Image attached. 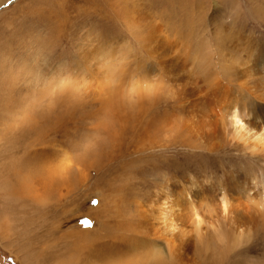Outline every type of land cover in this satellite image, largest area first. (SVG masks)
I'll use <instances>...</instances> for the list:
<instances>
[{
  "label": "rangeland",
  "instance_id": "374dc122",
  "mask_svg": "<svg viewBox=\"0 0 264 264\" xmlns=\"http://www.w3.org/2000/svg\"><path fill=\"white\" fill-rule=\"evenodd\" d=\"M214 2L222 6V18L217 15L211 18ZM132 5L152 18L135 23L129 14ZM261 10H264V0H0V264H72L76 258L93 254L96 264L113 261L143 264L131 260L134 257H127V261L123 258L126 253L121 248H125L126 242L121 236L133 234V220L128 212L132 207L136 209L137 200L154 191L157 174L163 171L175 175L177 180L182 178L180 186L189 193L198 216H215L217 207L213 201H204L206 196L200 195L201 190L195 191L198 188L192 183H201L203 188L209 186L206 180L215 181L216 177V182L222 179L227 183L231 174H251V181L255 174H261L264 151H257L254 146H235L239 140L232 144L220 141L216 149H210L185 134L167 142L159 133L155 143L148 144V138L141 136L144 122L139 114L147 113L146 120L151 112L162 110L159 107H152L149 113L129 110L138 114V121L124 122L122 132L117 124L114 128L117 134L112 133L115 136L109 138L99 122L104 115L117 114L111 103L120 96L127 102L137 100L136 89L156 100L168 99L170 106L174 105L179 95L176 83H182L185 90L194 87L198 60L194 55L186 58L185 54L196 51L201 58L198 55L202 35L209 38L204 64L217 67L210 24L228 19L227 25L233 32L243 35L251 29L264 35L261 14L264 11ZM82 26L90 29L88 44L94 42L109 51L106 56L111 61L100 71L83 64V55L76 49ZM94 33L99 34V39L94 40ZM120 42L129 45L123 57L119 54ZM54 60L63 64L58 78L65 76L73 81L70 123L65 112L68 103L64 110L51 112L50 107L45 108L44 96L43 103L33 101L39 91V83L34 80L36 71L46 73L45 63ZM13 71L18 73L10 83L7 75ZM215 72L220 75V70ZM81 75L86 83L79 82ZM230 80L229 83L234 78L230 76ZM238 91L227 96L240 101L244 97ZM198 94L193 93L190 99L184 97L181 105L179 102L181 115L188 101ZM51 95L58 96L56 92ZM259 102L264 107V102ZM35 111L50 115H45L46 119L25 120L26 114L32 116ZM54 119H59L63 127L55 128L57 123H50ZM111 121L113 130V116ZM97 130L100 132L96 133ZM48 163V167L53 166L52 173L44 170L43 165ZM39 168L44 172L38 173ZM11 181L16 188L12 198L3 191V183ZM46 182L53 185L51 195L46 194L47 205L38 210L36 198L47 191ZM251 192L254 194L248 201L237 202L239 209L247 214L252 209L264 211L262 187L257 185ZM231 193L236 196L238 192ZM227 207L230 208V201ZM218 215L215 224H225L230 236V228H235L237 223L236 233H243L242 238L236 242L230 240L229 250L213 256L214 260L209 253H197L192 238H187L181 261L184 264H264V222L245 232L234 213L230 215L229 211V220ZM150 238L154 242L162 241L154 235ZM162 260L166 263V259Z\"/></svg>",
  "mask_w": 264,
  "mask_h": 264
},
{
  "label": "bare ground",
  "instance_id": "6f19581e",
  "mask_svg": "<svg viewBox=\"0 0 264 264\" xmlns=\"http://www.w3.org/2000/svg\"><path fill=\"white\" fill-rule=\"evenodd\" d=\"M138 4V6L141 5L140 3ZM132 7L131 13L129 12V14L132 15V20L137 24L143 22L146 17L149 18L152 16L145 14V12L139 8L136 9V6L132 5ZM212 11H214V16L211 17L212 19H215V15H217V18H222V6L220 7L219 3L214 2ZM263 11L264 10H261V12ZM261 14L264 18V12ZM154 16L155 15H153V17ZM223 20H219L217 22L214 20L212 24H210V40L213 41V47H215L217 58V67L215 66L216 68H213L214 66L212 65L211 68H209V65L204 64V61L207 58L206 56L209 38L202 35L203 38L201 36L199 43L200 55H198L201 56V58L197 57L196 51H193L192 53L187 52V54H185L186 58H188V56L194 55V58H197L198 60L197 64L199 72L195 77L196 80L194 81V87L192 86L193 88L190 90H185L182 83H176V88L179 91V95L177 96L178 99L175 100V104H171L172 106H170V101L168 99L161 100L160 98V100H156L155 97L150 98L148 93H142L143 91H139L137 89L135 90L134 88L133 89L137 93L135 96L137 100L133 101L129 99V102H127L125 98L121 96L115 99L114 102L111 100V106L116 110L117 114L110 116L104 115L103 119H99V122L102 123V127L105 128V136L107 135V138H109L112 133L117 134L116 130L114 129L117 124L121 128L122 132V129L124 128V122L128 123L132 121H138V114L129 112V110H143L149 113L152 107H159L162 108V110L159 112H151V116H148L146 120L144 115L147 113L144 115L139 114L144 122L141 136H146L145 138H148V144H154L159 133L162 134V137L164 140H167V142L176 140L177 138L179 139L180 134H185L189 137L191 136L195 140H199V142H203V144H205L210 149H216V147H218L220 144V141L232 144L233 141L236 142L239 140L241 144L236 142L234 144L235 146H242L244 148L254 146L257 151H264V107L259 104V101L264 102V35H260L258 33L259 31L256 32L257 30L254 31L251 29H247L245 33L241 35L239 32L231 31L230 26L227 25L228 19L226 21ZM79 30L78 35L80 40L77 42L78 48L76 47V49H78L77 51L83 55L81 58L82 63L92 66L95 71H100L102 66L111 61V57L109 55L106 56L109 52L108 49L106 47L101 49L92 41L91 44H88L90 33V29H88V27L86 28L82 26L79 28ZM151 30H153V28H151ZM95 39H99L98 33H94V40ZM128 46L126 43H119V54H121L122 57L128 52ZM183 46L186 47L185 44ZM187 47H190L189 43L187 44ZM35 50L37 52L38 49L36 48ZM161 54L162 53H160V55ZM209 63L212 64V62ZM45 65L48 68L46 73L43 74L40 70L36 71L34 80L39 83V91L36 92L38 93V97L34 98L33 101L36 103H43V98L45 97L46 99H44V102L45 100L47 101L45 108L47 110L50 107L51 112H54V110L58 109L60 111L64 110V107L68 103L69 105L67 104V111L65 112L66 116L69 115V122V120H71L70 116L72 113L70 111V107L72 106L71 102L73 100L71 98L74 91L72 85L73 81L65 76L58 78V75L61 72V65H63L60 60H54L51 63H45ZM215 70H220V75L216 74ZM16 73L18 72L13 71L8 73L7 76L10 83H13ZM214 74L217 76L215 77ZM230 76L234 78V81L229 83L228 81H232L230 80ZM79 78V82L86 83V78L84 75H81ZM223 78H226L224 82L222 81ZM201 83L202 86H198ZM54 88H56V90ZM237 90H240L238 92H240L242 97L247 99L246 101H243L244 98H241L242 101L235 99L232 100L231 95V97L227 96L234 91L236 92ZM52 92H56L59 97H52ZM193 93H199L200 95L198 94L196 98L188 101L189 104H187L185 110L183 109L184 111L181 115L179 113V108L183 103L182 100L184 97L187 99L193 96ZM234 94L235 97H237L236 93ZM40 97L42 98L40 99ZM179 102L180 105H178ZM61 104L64 106L62 107ZM233 113L236 114L237 120H241L244 123L245 126L242 130L238 131L237 120L232 119ZM45 115L50 114L42 111H35L32 113V116L26 114L25 120H28L29 118L35 119V117L46 119L47 116ZM112 116L115 118V121L113 122L115 123L113 130L111 129ZM59 117L62 119L65 116ZM58 120L59 119H54L50 123H57L55 128L57 126L63 127V125L58 123ZM62 121L64 122V120ZM33 124L35 125V122H33ZM45 130L46 129H44V131ZM62 130L63 129H61V131ZM101 130L102 129H100V131ZM58 131L60 132V128ZM100 131L97 130L96 133ZM42 132L43 129L40 128L39 133ZM66 133L68 134V132ZM137 134H135V136ZM103 138L105 137L103 136ZM107 138H105V141H108ZM112 139L110 138L111 141H113ZM137 143L139 142L137 141ZM83 161L85 162V159ZM48 165L49 163L47 165H43L44 170L47 173H52L53 166L48 167ZM41 168L38 170L36 169L38 173H42V171L44 172V170ZM251 176V174H246L244 172L242 175L231 174L230 182L228 181L227 183H224L222 179L221 181L219 179L216 182L218 179L216 177L215 181L211 179L206 180L205 182L208 183L209 186H205L203 188H200L203 186L201 183H192V186L198 188L195 191L201 190L199 192L200 195L206 196L207 199H204V201H213L216 203L215 205L217 207V214L215 216H212V214L209 216H198L193 211V200L188 198V192H186V190L180 186L182 185L180 184V182H182V178L178 177L177 180L175 175L172 176V174L161 171L155 178L154 191L150 190L153 192L146 194L145 198L137 200L134 205L136 209L132 207L131 211L128 212V216H130L133 220V224L131 225L133 234H131L129 237H125V234L123 233V236H121V238L123 237L122 239L126 242L125 248L127 247V249L123 247L121 248V251L124 250L126 253L123 258L127 261V257H134L135 259L131 260L141 261L143 264H163L165 262L162 259H166L165 264H184L180 258V256H182L181 250L186 244L185 240L187 238H192L194 246L197 247L195 249L196 252L199 254H201V252H205V254L209 253L212 255L211 259L214 260L213 256H219L221 251L229 250V243H231L230 240L232 242H236L243 236V233L241 232L236 233V227L238 226L237 223L235 228H230V236L228 233H226L227 231L224 228L225 224H215L214 222H216V218L219 216L218 214L221 215L223 220H229L231 219V216L230 218L228 217L229 211L230 215L234 213V217L238 218V222L240 224L239 226H242L245 232H248L250 229H254L258 225H262L264 222V211L252 209L248 214L243 213V210L241 208L239 209L237 204L240 199H245L247 201L249 200L250 195L254 194V192H251L253 187L259 185L264 190V171H262L261 174L259 173V175L255 174V176L252 178V181H255L254 183L251 181ZM47 183L48 182H46V186L44 185L47 191H45L43 196L41 195L36 198L39 202H36L38 203V210L41 207H44V205H47L46 200H48V196L46 194L51 195L50 189L53 185L49 183V185H47ZM50 183H53V181H50ZM3 185L5 196L10 194L12 198V196L16 194L15 185L12 183V181L4 182ZM233 190L238 192L236 196L231 193ZM227 201H230V208L227 207ZM188 210L191 212H188ZM153 235L158 237V239L161 238L162 241H152L150 237ZM84 257L76 258L72 264H96L97 262L94 258V254L85 258ZM115 263V261L112 262V264Z\"/></svg>",
  "mask_w": 264,
  "mask_h": 264
},
{
  "label": "clouds",
  "instance_id": "9594fccd",
  "mask_svg": "<svg viewBox=\"0 0 264 264\" xmlns=\"http://www.w3.org/2000/svg\"><path fill=\"white\" fill-rule=\"evenodd\" d=\"M232 119L233 120H237V117H236L235 113H233ZM237 126H238V131H239V130H242L245 125H244V123L241 120H237Z\"/></svg>",
  "mask_w": 264,
  "mask_h": 264
},
{
  "label": "snow or ice",
  "instance_id": "6c2138e0",
  "mask_svg": "<svg viewBox=\"0 0 264 264\" xmlns=\"http://www.w3.org/2000/svg\"><path fill=\"white\" fill-rule=\"evenodd\" d=\"M84 223H88V221L85 220Z\"/></svg>",
  "mask_w": 264,
  "mask_h": 264
}]
</instances>
